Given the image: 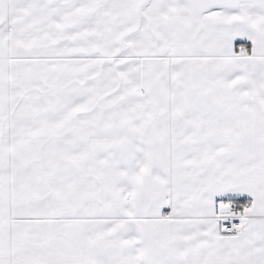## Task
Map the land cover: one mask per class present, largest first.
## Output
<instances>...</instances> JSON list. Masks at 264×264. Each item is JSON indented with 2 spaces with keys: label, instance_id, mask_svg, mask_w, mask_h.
I'll use <instances>...</instances> for the list:
<instances>
[{
  "label": "snow or ice",
  "instance_id": "6c2138e0",
  "mask_svg": "<svg viewBox=\"0 0 264 264\" xmlns=\"http://www.w3.org/2000/svg\"><path fill=\"white\" fill-rule=\"evenodd\" d=\"M0 264H264V0H0Z\"/></svg>",
  "mask_w": 264,
  "mask_h": 264
}]
</instances>
